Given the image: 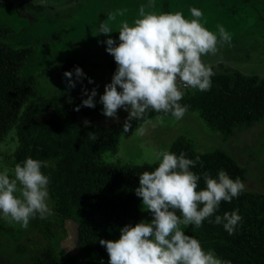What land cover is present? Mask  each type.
<instances>
[{
  "label": "trees",
  "instance_id": "1",
  "mask_svg": "<svg viewBox=\"0 0 264 264\" xmlns=\"http://www.w3.org/2000/svg\"><path fill=\"white\" fill-rule=\"evenodd\" d=\"M157 1L166 13L173 12L171 8H176L182 0H177L174 6L171 0ZM197 1L200 4L203 0H190ZM235 1L246 4L254 0ZM255 1L264 3V0ZM0 6L18 15L46 9L33 2L17 4L11 0H0ZM11 34L9 25L0 24V143L15 129L18 146L12 167L29 157L47 162L42 172L50 180L48 191L53 211L44 218L37 214L32 221V227L48 245L36 248L23 264H101V261L108 264L107 251L99 240H118L121 228L143 221L142 200L135 195V189L139 187V174L155 170L158 164H121L104 160L105 154L118 152L120 140L127 133L123 125L128 117L109 126L86 124L80 116H94V108L74 110L87 99L82 92L64 91L38 97L40 76L29 74L35 49L13 44ZM83 66L80 59L72 57L62 64V69L64 73H75L76 67L83 69ZM116 68L112 57L108 62L112 77ZM212 70L210 90L183 92L180 103L188 106L187 113L197 112L204 124L221 134L224 140L234 137L237 131L262 123L264 76L246 75L238 70ZM170 116L148 111L143 118L130 121L131 129L157 117ZM89 133L96 139H91ZM169 151L177 155L183 152L186 158L193 160L199 157L192 168L201 176L198 190L205 188L204 172L217 178L219 170L223 169L233 179L239 177L242 182L247 179V169L222 149L200 152L190 140L180 136ZM237 209L243 219L230 235L223 224L215 223V215L223 217L226 212ZM215 215L199 228L194 225L181 228L186 235L199 240L205 251L213 250L231 264H264V195L245 190L230 203L222 201ZM67 221L77 224L79 250L76 255L66 253L61 247Z\"/></svg>",
  "mask_w": 264,
  "mask_h": 264
},
{
  "label": "clouds",
  "instance_id": "2",
  "mask_svg": "<svg viewBox=\"0 0 264 264\" xmlns=\"http://www.w3.org/2000/svg\"><path fill=\"white\" fill-rule=\"evenodd\" d=\"M155 6V0H149L147 5L140 6L138 18L131 25L126 20L121 21L118 44L111 38L104 41L106 52L113 56L117 68L99 102L107 118L118 119L120 109L129 112L123 125L125 133L131 129L133 118H143L148 111L182 119L188 106L180 103L184 93L178 80L199 91L210 90L214 72L202 58L217 51L218 36L220 40H230L222 25H217L218 36L205 28L201 23L203 13L195 7L189 9L193 17L189 20L181 11H146ZM126 11L110 13L107 19L115 21L117 15L123 16ZM98 33L111 36L113 30L107 22H101ZM74 72L76 81L86 78L81 68L76 67ZM64 76L68 80L67 87L75 88L73 72H65ZM88 83L93 81L89 79ZM82 94L87 99L74 110L95 108L96 89L90 93L83 89ZM135 131L143 135V124ZM88 135L96 139L94 134ZM198 162L199 157L189 159L183 152L179 155L169 150L154 153L151 163L158 166L139 174V187L135 189L142 208L147 209L152 219L135 226L125 225L120 229L118 240H99L107 251L108 264H231L213 250L205 251L199 240L185 234L181 225L201 227L206 219L215 215L222 201L230 203L246 186L239 177L233 179L221 169L217 178L204 172L205 188L198 190L201 176L192 171ZM47 166L46 161L29 157L15 165L12 176L7 168L0 171L3 219L27 228L37 214L41 218L50 214V180L42 172ZM242 219L238 209L226 212L223 217L215 215V223L223 224L230 235Z\"/></svg>",
  "mask_w": 264,
  "mask_h": 264
},
{
  "label": "rangeland",
  "instance_id": "3",
  "mask_svg": "<svg viewBox=\"0 0 264 264\" xmlns=\"http://www.w3.org/2000/svg\"><path fill=\"white\" fill-rule=\"evenodd\" d=\"M11 1L17 4L33 2L46 7L43 12L29 10L18 15L0 6V24L11 28L12 43L35 49V55L29 64V74L40 76L38 97L64 91L82 92L83 89L90 93L95 88L97 96L94 98V116H80V120L102 126L124 121L129 116V112L124 109L118 110V119L107 118L102 114L103 105L99 98L104 93L105 85L112 80L108 62L113 57L106 52L107 45L104 41L111 38L118 43L121 21L126 20L131 25L138 18L140 6L147 5L149 0ZM176 1L171 0V6ZM155 5V8H146V11L163 12L159 1L155 0ZM193 7L202 11L201 23L205 28L218 36L217 25H222L230 36L229 41L220 40L218 36L217 51L202 58L206 64L212 69L238 70L246 75L264 76V3L255 0L246 4L235 0H203L198 4V1L194 3L182 0L171 10L183 12L184 17L190 20L193 17L189 9ZM123 9L127 10L123 16L117 15L115 21L107 19L110 13H119ZM101 22H107L112 28L111 36L99 35L98 27ZM72 57L84 63L82 70L86 78L76 81L73 73L72 80L76 82V87L69 89L62 64ZM89 79L93 81L92 84L88 83ZM178 86L185 93L198 91L179 80ZM143 126V135L138 134L136 128L129 130L121 138L118 152L105 154L104 160L121 164H153L151 161L155 152L170 150L173 141L183 136L200 152L216 149L226 151L247 169V179L243 182L245 190L264 195V121L237 131L228 140L210 130L197 112L186 113L179 120L173 116L157 117ZM17 146L16 130L12 129L0 143V171L7 168L9 175H13V157ZM48 205L51 209L50 196ZM141 209L145 214L143 221L150 222L151 214L142 205ZM52 214L51 209L50 214L45 216ZM35 217L30 220L27 228H23L0 215V264H23L30 253L36 252V248L48 245L44 237L32 227ZM18 246L21 248L20 252ZM61 247L70 255L78 253L77 224L73 221L66 222V235L61 241Z\"/></svg>",
  "mask_w": 264,
  "mask_h": 264
}]
</instances>
